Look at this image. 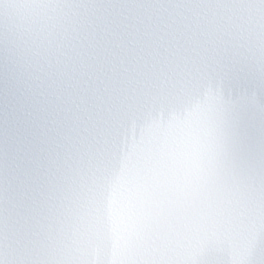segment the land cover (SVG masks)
I'll return each mask as SVG.
<instances>
[{
    "label": "snow or ice",
    "instance_id": "1",
    "mask_svg": "<svg viewBox=\"0 0 264 264\" xmlns=\"http://www.w3.org/2000/svg\"><path fill=\"white\" fill-rule=\"evenodd\" d=\"M0 264H264V0H0Z\"/></svg>",
    "mask_w": 264,
    "mask_h": 264
}]
</instances>
